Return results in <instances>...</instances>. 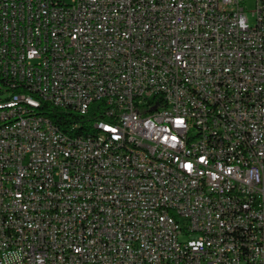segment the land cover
I'll return each mask as SVG.
<instances>
[{
  "label": "built area",
  "instance_id": "obj_1",
  "mask_svg": "<svg viewBox=\"0 0 264 264\" xmlns=\"http://www.w3.org/2000/svg\"><path fill=\"white\" fill-rule=\"evenodd\" d=\"M244 1L0 0V264H264Z\"/></svg>",
  "mask_w": 264,
  "mask_h": 264
},
{
  "label": "bare ground",
  "instance_id": "obj_2",
  "mask_svg": "<svg viewBox=\"0 0 264 264\" xmlns=\"http://www.w3.org/2000/svg\"><path fill=\"white\" fill-rule=\"evenodd\" d=\"M27 107V99H10L7 103H0V111L19 110ZM83 122H75L74 132H80ZM167 128H175V121H167ZM84 132V130H82ZM63 134H70V127H63ZM254 171H262V162H253Z\"/></svg>",
  "mask_w": 264,
  "mask_h": 264
},
{
  "label": "rangeland",
  "instance_id": "obj_3",
  "mask_svg": "<svg viewBox=\"0 0 264 264\" xmlns=\"http://www.w3.org/2000/svg\"><path fill=\"white\" fill-rule=\"evenodd\" d=\"M245 7L246 14L250 23H254V16L252 15V11L255 8V0H245L243 3ZM4 87L3 84L0 82V88Z\"/></svg>",
  "mask_w": 264,
  "mask_h": 264
},
{
  "label": "trees",
  "instance_id": "obj_4",
  "mask_svg": "<svg viewBox=\"0 0 264 264\" xmlns=\"http://www.w3.org/2000/svg\"><path fill=\"white\" fill-rule=\"evenodd\" d=\"M84 123V122H83ZM85 129V126H84V124L82 125V126H80V132H82V130H84Z\"/></svg>",
  "mask_w": 264,
  "mask_h": 264
}]
</instances>
